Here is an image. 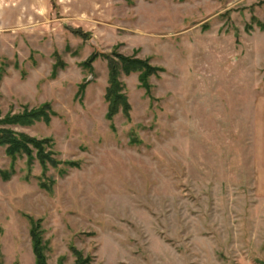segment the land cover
Here are the masks:
<instances>
[{
	"label": "rangeland",
	"instance_id": "rangeland-1",
	"mask_svg": "<svg viewBox=\"0 0 264 264\" xmlns=\"http://www.w3.org/2000/svg\"><path fill=\"white\" fill-rule=\"evenodd\" d=\"M260 24L264 0H0V117L50 103V123L10 128L79 165L44 171L0 147L14 168L0 264H36L29 217L48 264H75L74 250L90 264H264ZM94 52L164 69L150 93L121 76L130 119L107 120L108 62L82 66Z\"/></svg>",
	"mask_w": 264,
	"mask_h": 264
},
{
	"label": "trees",
	"instance_id": "trees-1",
	"mask_svg": "<svg viewBox=\"0 0 264 264\" xmlns=\"http://www.w3.org/2000/svg\"><path fill=\"white\" fill-rule=\"evenodd\" d=\"M262 28L264 25L260 24ZM76 36L84 40L89 39V34L81 29L74 30ZM103 57L108 62V87L106 89L105 100L108 103L106 118L109 121L122 112L130 119L132 110L129 99L125 93V85L121 81V76H130L131 74H139V82L142 88L147 93H150L151 85L149 79L153 76H159L164 69L151 64L149 59H141L136 56H126L122 53L114 52L112 54L92 53L82 66L92 71L93 64ZM64 66V63H58ZM58 65L55 66L56 74ZM87 87V83L80 86V93H83ZM56 113L53 111L50 103H44L38 108L29 110L25 108L23 112L18 114L8 113L4 118L0 117V147H5L6 155L15 161L19 157H27L29 164L38 161L43 170L46 171L49 167L58 168L61 164L68 165L72 168L78 167V163L65 162L57 159V153L54 150V142L52 138H36L26 133L18 132L11 129V126L31 127L37 122L44 121L50 123L52 117ZM14 175V168L9 170L0 169V178L4 181H9ZM43 189H48L46 183H41ZM30 219V237L32 249L35 256L36 264H48L46 256V244L43 239L42 221ZM76 257L75 264H90L91 258L85 257L80 251L74 250Z\"/></svg>",
	"mask_w": 264,
	"mask_h": 264
}]
</instances>
